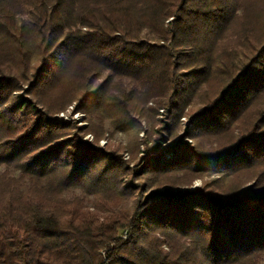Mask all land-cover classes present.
I'll list each match as a JSON object with an SVG mask.
<instances>
[{
  "label": "trees",
  "instance_id": "trees-1",
  "mask_svg": "<svg viewBox=\"0 0 264 264\" xmlns=\"http://www.w3.org/2000/svg\"><path fill=\"white\" fill-rule=\"evenodd\" d=\"M148 103L167 156L82 141ZM0 167V264H264V0H0Z\"/></svg>",
  "mask_w": 264,
  "mask_h": 264
},
{
  "label": "rangeland",
  "instance_id": "rangeland-1",
  "mask_svg": "<svg viewBox=\"0 0 264 264\" xmlns=\"http://www.w3.org/2000/svg\"><path fill=\"white\" fill-rule=\"evenodd\" d=\"M73 106H69L64 112L59 113L57 117L64 122L73 124L77 129L82 130L87 127L90 123V119L86 114L81 112H73ZM153 103H148L139 109L137 113H134L133 120H120L118 126L113 125L111 122L106 121L103 125L105 135L95 141L93 134H82L81 139L83 142L92 144L95 148L104 147H116L119 149L121 160L127 164V167L132 169L135 165L142 164L147 160L151 159L155 155H164L166 144L169 143L167 132L162 129L170 126L169 120L167 119L166 112L163 109H159L157 112L154 110ZM185 118L180 120V130L178 131L177 138L184 131ZM151 135L150 133L152 131ZM188 144L191 143L187 140ZM137 145V154L131 156V149ZM4 168L0 167V174ZM17 172L14 176H17ZM214 179H218V176L212 175L210 177H204L203 179H195L192 184L188 187L190 190L200 188L203 182H209ZM171 181V180H170ZM172 182V181H171ZM251 184V182H250ZM166 186H163L164 188ZM179 189H185V186H177ZM68 197L73 199L74 197L81 201V203L87 207L95 206L98 209H104L112 199L111 196L102 197L98 196L97 199L92 195L89 189H79L72 191ZM110 197V198H107ZM93 209V208H91Z\"/></svg>",
  "mask_w": 264,
  "mask_h": 264
}]
</instances>
